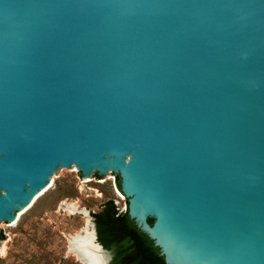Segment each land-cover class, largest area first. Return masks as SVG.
Wrapping results in <instances>:
<instances>
[{"label":"water","instance_id":"95a60500","mask_svg":"<svg viewBox=\"0 0 264 264\" xmlns=\"http://www.w3.org/2000/svg\"><path fill=\"white\" fill-rule=\"evenodd\" d=\"M75 169L166 264H264V0H0V235Z\"/></svg>","mask_w":264,"mask_h":264},{"label":"rangeland","instance_id":"374dc122","mask_svg":"<svg viewBox=\"0 0 264 264\" xmlns=\"http://www.w3.org/2000/svg\"><path fill=\"white\" fill-rule=\"evenodd\" d=\"M109 199L126 210L116 176L87 182L77 169L71 175L63 172L25 217L1 233L0 264H84L70 252L68 241L88 225L93 231L92 213Z\"/></svg>","mask_w":264,"mask_h":264},{"label":"trees","instance_id":"16d2710c","mask_svg":"<svg viewBox=\"0 0 264 264\" xmlns=\"http://www.w3.org/2000/svg\"><path fill=\"white\" fill-rule=\"evenodd\" d=\"M116 183L121 189L118 176ZM92 216L97 241L112 254V264H166L160 248L140 233L128 210L121 211L113 200L103 201Z\"/></svg>","mask_w":264,"mask_h":264},{"label":"bare ground","instance_id":"6f19581e","mask_svg":"<svg viewBox=\"0 0 264 264\" xmlns=\"http://www.w3.org/2000/svg\"><path fill=\"white\" fill-rule=\"evenodd\" d=\"M69 209L72 213L76 211L74 207ZM93 237V231L88 225L83 232L68 241L69 250L84 264H104L105 256L97 253L98 247L93 242Z\"/></svg>","mask_w":264,"mask_h":264},{"label":"flooded vegetation","instance_id":"af4514ba","mask_svg":"<svg viewBox=\"0 0 264 264\" xmlns=\"http://www.w3.org/2000/svg\"><path fill=\"white\" fill-rule=\"evenodd\" d=\"M104 248H105V247H104ZM106 251H107V250H106ZM107 253H108L109 257H110V261L108 262V264H112V261H113L112 254H111L109 251H107Z\"/></svg>","mask_w":264,"mask_h":264}]
</instances>
